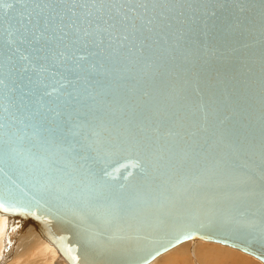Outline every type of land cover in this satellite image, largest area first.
<instances>
[{"label":"water","instance_id":"1","mask_svg":"<svg viewBox=\"0 0 264 264\" xmlns=\"http://www.w3.org/2000/svg\"><path fill=\"white\" fill-rule=\"evenodd\" d=\"M43 1L26 0L0 37ZM92 2L62 0L94 21L66 49L80 55L89 48L76 41L107 28L113 36L102 39L95 61L114 66L101 94H113L137 62L142 71L130 83L159 102L145 116L139 107L97 117L94 110L92 120L82 114L80 133L57 147L21 128L38 116L31 106L18 113L12 99L0 129V215L32 224L68 264H151L194 241L264 264V135L247 134L253 145L238 151L225 134L226 152H198V140L220 129L227 113L264 104V0H104L124 5L118 12ZM189 197L195 202L180 201Z\"/></svg>","mask_w":264,"mask_h":264},{"label":"bare ground","instance_id":"2","mask_svg":"<svg viewBox=\"0 0 264 264\" xmlns=\"http://www.w3.org/2000/svg\"><path fill=\"white\" fill-rule=\"evenodd\" d=\"M25 1L17 0L16 9ZM46 5H52V7ZM66 19H70V25L59 33ZM21 21L20 26L0 37V109L4 110L0 115V129L6 128L9 124L6 111L10 109L12 99H14L18 113L24 116L26 106H31L38 116L35 125L31 126L24 121L20 124L21 128L34 135L42 134L45 140L59 147L66 138L80 133L81 125L85 124V121H78V117L82 114L92 120L94 110H96L97 117L100 111L125 110L128 112L139 107L142 109V116H145L148 112L147 107L159 102L157 97H147L148 91H137L134 87L139 86L130 83L132 81L130 77L137 76L142 71L136 66L137 62H132L127 66L113 94L108 97L101 94L105 78L112 71L114 61L110 60L99 65L95 57L99 52L98 47L102 39L106 35L113 36V34L109 30L102 29L98 33L87 34L82 40H77V49L89 48L82 51L80 55L70 53L66 49L68 43L74 42V33L83 32L94 22L89 20L83 11L70 8L63 4L62 0H44ZM2 25L3 19H0V29ZM56 36V41L50 44ZM119 37L124 39L123 34ZM84 65L91 66L95 73L92 68H90L92 72L86 73ZM248 81L250 84L256 83L253 77ZM16 82L22 85L14 93L13 87ZM46 93H51V95ZM60 107L63 109L61 110ZM62 119H65L66 123L73 122L74 127L63 128ZM186 134L187 136L193 135L191 131ZM225 134L237 142L238 151L241 147L252 146L253 139L248 140L245 136L248 134L252 138L256 135L258 139L259 136L264 135V104L247 106L227 113L225 123H221L220 129L209 130L203 141L198 140V152L204 150L226 152L228 140L226 142ZM87 176H89L88 173L82 178ZM195 200L194 197H189L180 201L193 203ZM0 218V231L4 233L0 235V247L10 241L8 252L4 253L5 258L2 259L1 264H10V257H14L16 264H21L25 258L26 261L31 258L36 259V263L39 261V264H46L51 261L52 257L59 256L57 250L46 242L39 230L32 224L17 217L0 215ZM119 227L122 229V226ZM13 231L14 238H10L12 234L9 235V233ZM28 231L32 232L28 233ZM21 236L24 238L22 243L17 244L12 241L16 238L22 240ZM195 242L197 243L193 246L189 242L181 245L180 248L171 250L172 252L167 255L162 254L164 257L160 258L161 260L156 261L159 256L151 264H238L239 262V264H246L247 262L245 257H243L245 260L241 261L243 253L236 252L237 250L219 244L208 245V242ZM1 252L0 249V254ZM59 258L61 259L60 256ZM63 260L68 264L65 259Z\"/></svg>","mask_w":264,"mask_h":264},{"label":"snow or ice","instance_id":"3","mask_svg":"<svg viewBox=\"0 0 264 264\" xmlns=\"http://www.w3.org/2000/svg\"><path fill=\"white\" fill-rule=\"evenodd\" d=\"M16 3L17 0H0V19H3V25L6 22L8 24L9 22V18H10V14L13 13L16 9ZM22 7L25 6V4L22 2L21 4ZM34 7H39V5H33ZM47 7H52V5H46ZM86 6V5H81ZM90 7H96L98 9H103L105 7H109V8H115L117 9V12L119 11V7H124V5H119V7L117 6V4L112 3V4H105L104 0H99V3H96V0H93L92 4L89 5ZM137 7H145L144 4H137ZM153 7H165V3H157L154 4ZM18 15H23L22 12L17 13ZM105 23L107 24V21H105ZM115 25H108V27H114ZM107 30V28L105 29ZM63 56V54H61ZM23 59H26V57H22ZM81 59H83V57H81ZM48 95H51V93H46ZM59 115V114H57ZM174 190H175V186ZM185 191H187V189H185ZM7 211V209H5Z\"/></svg>","mask_w":264,"mask_h":264},{"label":"rangeland","instance_id":"4","mask_svg":"<svg viewBox=\"0 0 264 264\" xmlns=\"http://www.w3.org/2000/svg\"><path fill=\"white\" fill-rule=\"evenodd\" d=\"M0 219H1V218H0ZM31 232H32V231H28V233H31ZM15 233H16V232H15ZM3 234H4V233L0 231V235L2 236ZM11 234H12V235H11ZM16 234H17V233H16ZM9 235H11V236H9L10 238H14V235H15V234H14V231L11 232V233H9ZM21 239H22V240H19L18 238H16V240L13 239L12 241L18 244V242H19V243H22V242L24 241L23 236H21ZM5 242H6V241H4V243H5ZM4 243H3V244H4ZM191 243H192L191 245L193 246V245H195V243H197V242L194 241V242H191ZM186 244H188V243H186ZM207 244H208V245H214V244H210V243H207ZM183 245H184V244H183ZM4 246H6L5 249H4ZM4 246H2L3 248L0 247V249H1V251H2V252H1L2 254H0V258L2 257V258L0 259V264H1L2 259L5 258V254L8 252L7 249H8L9 246H10V241H9L8 244H6V245H4ZM192 246H191V248H194V247H192ZM221 246H222V245H221ZM180 247H181V246H179V247H177V248H180ZM224 247H226V246H224ZM177 248H176V249H177ZM3 249H4V251H3ZM174 250H175V249H174ZM12 251H14V250H12ZM172 251H173V250H172ZM172 251H170V252H168V253H166V254H164V255H167V254L171 253ZM236 252H238V251H236ZM4 253H5V254H4ZM32 253H33V252H32ZM35 253H36V252H35ZM191 253H192V256H194L193 251H191ZM239 253H241V252H239ZM241 254H242V253H241ZM22 255H23V252H22ZM164 255L160 256L156 261L161 260V259L164 257ZM243 255H245V256H243ZM7 256H8V255H7ZM246 256H248V255H246V254H242V260H241V261H244L245 259H247V260H245V261H247L246 264H262L261 262H259V261L256 260L255 258H252L251 256H250V257H249V256L246 257ZM33 257L36 258L37 256H33ZM57 257H58V258H57ZM57 257H54V258L52 257L51 261L48 262V263H46V264H66V262H64V260H63L62 258L60 259L59 256H57ZM243 257H245V259H244ZM10 258H11V263H12V264H16V263L14 262V257H10ZM160 258H161V259H160ZM31 260H32V262H31ZM23 261H24L25 263H24ZM23 261H22L21 264H26V263H27V264H28V263H29V264H34V262H35V264H39V263H38L39 261H37V263H36V259H31V258H30L29 260H27V261H26V258H25ZM11 263H10V264H11ZM153 263H154V262H153ZM194 263H196V262H194ZM239 263H240V262H239ZM239 263H238V264H239ZM196 264H197V263H196ZM198 264H199V263H198Z\"/></svg>","mask_w":264,"mask_h":264}]
</instances>
